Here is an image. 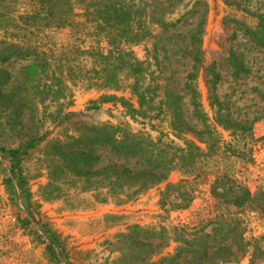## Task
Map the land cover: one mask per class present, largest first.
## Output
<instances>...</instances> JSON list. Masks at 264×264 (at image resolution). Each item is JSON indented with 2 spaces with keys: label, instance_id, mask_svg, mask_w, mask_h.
Returning a JSON list of instances; mask_svg holds the SVG:
<instances>
[{
  "label": "rangeland",
  "instance_id": "1",
  "mask_svg": "<svg viewBox=\"0 0 264 264\" xmlns=\"http://www.w3.org/2000/svg\"><path fill=\"white\" fill-rule=\"evenodd\" d=\"M6 1H0L2 15L38 11L33 0ZM144 1L150 7L154 0ZM160 1L161 6L153 3L146 11L168 26L160 29L150 15L142 17L146 38L112 56L109 36L80 17L71 21L79 26L27 38L12 22L0 23V44L37 46L39 62L49 64L41 74V90L53 91L46 102L40 95L31 104L29 59L0 63V79L6 81L0 90V264H168L163 259L174 255L176 244L161 251L132 228H165L174 239L181 230H202L218 214L242 218L248 244L262 238L255 257L240 255L231 264H251L252 258L253 264H264L263 217L218 205L211 195L218 171L253 193H264V54L254 40L257 33L264 36V0H171L173 7ZM240 66L246 72L236 75ZM212 73L220 79L213 97L208 89ZM191 74L204 125L186 88ZM105 81L109 88H103ZM217 112L246 128L232 132L220 126ZM101 125L160 146L183 149L194 142L210 149V163L181 190L183 196L176 190L165 193L168 184L181 181L176 171L125 205L104 203L105 191H92L49 168L52 143ZM30 141L35 149L25 156L21 149ZM97 154L101 167L117 162L102 150ZM118 163L144 169L135 160Z\"/></svg>",
  "mask_w": 264,
  "mask_h": 264
},
{
  "label": "trees",
  "instance_id": "2",
  "mask_svg": "<svg viewBox=\"0 0 264 264\" xmlns=\"http://www.w3.org/2000/svg\"><path fill=\"white\" fill-rule=\"evenodd\" d=\"M0 1L9 3L6 0ZM33 1L38 3V11L31 15H15L14 11L12 13L7 11L3 15L0 13V23L5 20L12 22L14 29L27 34V38L28 35L36 36V32L45 33L49 30L79 26L71 24V21L80 17L85 19L86 23L97 24L98 28L109 36L111 42L108 46L112 48L110 56L119 52L127 43L146 38L148 34L142 35V31L147 30L146 23L142 24V17L148 15L149 18L150 15V21H154L153 23L160 29L168 26L164 20L155 22L152 13L146 11L147 8L150 9L153 6V3L161 6L163 3L160 0H154L150 7L144 0ZM180 1L183 0H178ZM168 2V6L173 7L171 0ZM155 10L154 7V12ZM138 24L140 26L137 28ZM254 40H257L264 54V36L257 33L254 35ZM39 56V50L34 45L26 48L12 43L0 44L1 64L8 63L15 57L29 59L30 65L26 68L28 90L35 97L29 100L31 104H35L34 101L40 95H42L40 99L38 98L40 102H46L49 99V93L53 92L50 87L41 90V74L45 72L49 64L45 61L43 66L39 62ZM33 57L34 59H30ZM62 60L59 61L62 62ZM195 61L197 62L198 59ZM239 72L245 73L246 71L240 66L236 75ZM212 76L213 81L210 82L211 85H208L211 97L220 80L217 74L212 73ZM194 77L193 74L189 75L186 88L191 94L190 101L194 107V115L204 125L205 120L196 102ZM5 85L6 81L2 82L0 79V90ZM110 86V83L105 81L103 88ZM216 122L232 132L233 128H246L232 124L228 120L224 121L223 115L219 112L216 113ZM198 139L201 140L200 137ZM34 149V144L30 141L23 144L21 150L23 155L27 156ZM50 150L51 162H53H50L49 168L56 169V173L59 172L66 179H72L75 184H82L92 191L97 189L105 191L103 202L107 203L112 200L118 205H125L141 194L166 183L170 175L176 171L182 175V179L177 185L168 184L165 193L176 190L182 195L181 190L192 186L204 171L205 166L210 163L208 159L211 157L208 154L210 149L206 152L194 142H186L183 149L160 146L152 140H144L125 129L111 125L80 128L76 136L52 143ZM98 150L117 158V162H109L107 166L101 167L102 158L97 154ZM128 160L141 162L144 169L129 168L118 163ZM49 176L52 177V181H58L55 179V173ZM213 176L211 195L216 204L225 205L243 213L261 215L264 219V193H253L248 185L232 180L221 171L213 173ZM186 194L188 197V193ZM107 219L111 220L115 217H107ZM205 226L194 234H187L186 231L181 230L178 235L174 236V239L170 237V233L165 228L150 231L136 226L132 230H136L138 236H143L142 239L155 242L156 248H161V251L168 248L171 243H175L174 255L163 259V262L168 264H178V262L183 264H231L240 255L255 257L257 252L262 250L260 247L262 238L255 240L253 244H248L246 241L242 218L235 216L228 218L218 214ZM208 228H210L209 233H205ZM233 247L236 248L234 253H232ZM253 259L251 264H253Z\"/></svg>",
  "mask_w": 264,
  "mask_h": 264
}]
</instances>
